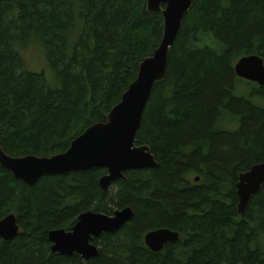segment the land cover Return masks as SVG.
Listing matches in <instances>:
<instances>
[{"label":"trees","instance_id":"1","mask_svg":"<svg viewBox=\"0 0 264 264\" xmlns=\"http://www.w3.org/2000/svg\"><path fill=\"white\" fill-rule=\"evenodd\" d=\"M163 29L146 0H0L1 149L65 152L106 121ZM31 45L53 82L28 67ZM247 55L264 63V0H193L135 137L158 165L127 170L112 194L99 188L103 167L29 186L0 166V218L14 213L20 226L12 240L0 237V264H264V183L243 214L236 193L239 174L264 162V86L234 72ZM125 207L133 216L93 240L96 257L51 251L50 230H70L86 211ZM158 228L179 239L152 252L144 235Z\"/></svg>","mask_w":264,"mask_h":264},{"label":"water","instance_id":"2","mask_svg":"<svg viewBox=\"0 0 264 264\" xmlns=\"http://www.w3.org/2000/svg\"><path fill=\"white\" fill-rule=\"evenodd\" d=\"M192 5L193 0H146L149 14L163 16L162 39L153 54L140 63L137 77L129 84L120 101L110 109L106 121L90 125L72 140L65 152L49 157H12L0 147V166L29 186L44 175L103 167L107 172L98 182L102 192L124 178L127 170L156 167L158 162L150 148L147 145L137 146L135 137L154 85L166 76L171 47ZM234 72L241 79L264 86V63L257 55L241 57L234 66ZM198 179L195 178V181ZM263 183L264 162L256 163L239 174L236 184L239 214L244 213L250 198L259 192ZM132 216L130 207L117 209L112 215L83 212L70 230L53 229L48 232L50 249L65 256L76 253L87 261L98 255V246L93 240L102 234L117 232ZM19 231L14 213L0 218V237L4 241L12 240ZM178 239L179 233L169 228H158L144 235V243L152 252H159L167 243Z\"/></svg>","mask_w":264,"mask_h":264},{"label":"rangeland","instance_id":"3","mask_svg":"<svg viewBox=\"0 0 264 264\" xmlns=\"http://www.w3.org/2000/svg\"><path fill=\"white\" fill-rule=\"evenodd\" d=\"M24 58L26 59V61L28 63V67L32 71H34V72H40L41 70L45 69L47 71L46 73H47V78L49 79V81L50 82H53L54 81L52 72L47 69L45 62L42 59L41 51H39V49L35 45H31L29 48H27L25 50V52H24ZM241 85L243 87V85H245V84L242 83ZM194 177H195V175H192L191 176V178H194ZM198 181H199V179H198ZM115 190L116 189H115V187H113V184H112V185H110V187H109V189L107 191H109L110 194H112V193L115 192ZM110 206L113 207L112 205H110Z\"/></svg>","mask_w":264,"mask_h":264}]
</instances>
